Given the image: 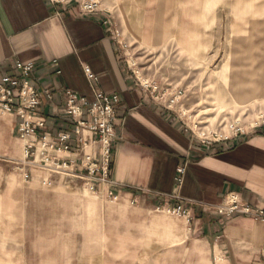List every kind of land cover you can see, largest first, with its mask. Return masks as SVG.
Returning a JSON list of instances; mask_svg holds the SVG:
<instances>
[{"label":"crops","instance_id":"1","mask_svg":"<svg viewBox=\"0 0 264 264\" xmlns=\"http://www.w3.org/2000/svg\"><path fill=\"white\" fill-rule=\"evenodd\" d=\"M80 2L0 0V67L14 74L18 61L34 64L32 82L54 138L73 130L63 113L66 91L89 103L97 92L120 98L107 179L102 171L89 176L86 157L98 169L103 159L87 131L86 149L73 141L71 152H51L69 167L50 184L70 193H85L91 181L96 187L92 229L95 222L102 240L83 256L90 264H264V221L257 216L264 214V126L203 145L176 113L140 87L128 66L129 50L118 44L146 49L178 37L192 13L201 17L207 0H101L91 14L81 12ZM46 90L53 94L50 102ZM17 124L14 115L0 112V264H43L30 259L27 213L32 186L46 181L39 178V160H25ZM231 194L252 214L221 216ZM178 207L189 216L173 214ZM78 256L76 249L70 260L52 264H80Z\"/></svg>","mask_w":264,"mask_h":264},{"label":"rangeland","instance_id":"2","mask_svg":"<svg viewBox=\"0 0 264 264\" xmlns=\"http://www.w3.org/2000/svg\"><path fill=\"white\" fill-rule=\"evenodd\" d=\"M159 40L146 49L127 46L131 69L170 93L183 92L172 111L198 141L213 145L234 138L238 129L264 126V98L237 105L241 91L264 94V0H207L201 17L192 13L178 37ZM39 178L46 184L32 186L27 213L30 259L52 264L70 260L77 249L79 263L90 264L83 252L102 240L95 222L92 229L95 196L56 188L49 183L57 179L51 169Z\"/></svg>","mask_w":264,"mask_h":264},{"label":"built area","instance_id":"3","mask_svg":"<svg viewBox=\"0 0 264 264\" xmlns=\"http://www.w3.org/2000/svg\"><path fill=\"white\" fill-rule=\"evenodd\" d=\"M74 0H50L53 5H67ZM101 0H81L79 7L82 13L91 14L100 9ZM115 39L120 38L117 31L113 34ZM118 42V41H117ZM123 50H127L126 44L118 42ZM129 57V53H128ZM131 68V64L128 63ZM33 63L17 62L14 74H4L0 67V112L14 115L18 119L17 132L21 140L25 141V160L39 163L42 169H51L55 173L69 167L68 163L54 160L51 156L53 151H72V142L75 141L76 148L80 151L86 149L89 143L82 136L87 131L95 136L93 144L101 146L103 167L98 169V165L91 157H86L87 170L89 176L94 178L99 171L103 172V179L109 176V167L112 159V146L117 140L116 126L118 123L117 107L120 98L117 95H108L97 92L93 103L80 97L72 91L65 92V105L63 113L71 121L73 130L61 131L56 138L47 132L48 120L42 114V95L32 82L34 73ZM88 79L96 82V76L90 69H86ZM133 75L140 87L148 93L152 99L166 109L172 111L174 106L179 104L183 98V92L170 93V89L163 88L155 80L141 79L136 71ZM47 101H52L53 94L50 90L43 93ZM236 137L245 136L247 133L242 129L236 131ZM233 139V138H232ZM231 138L225 137L219 142H228ZM203 145H211L202 142ZM36 145L40 146V149ZM37 155V157H36ZM30 175H26L29 179ZM88 190L96 192V187L92 181L88 184ZM173 214L188 217L189 212L178 207L172 211ZM219 214L230 217L235 214H252L249 207L240 205L238 196L231 194L227 197L224 205L219 209ZM257 216L264 221V214Z\"/></svg>","mask_w":264,"mask_h":264},{"label":"bare ground","instance_id":"4","mask_svg":"<svg viewBox=\"0 0 264 264\" xmlns=\"http://www.w3.org/2000/svg\"><path fill=\"white\" fill-rule=\"evenodd\" d=\"M244 84H245L244 82H238L235 86L244 85ZM254 94L255 92L249 93L247 91H241L237 96L238 99L237 105L241 107H248L250 104L254 103V100L264 98V94L260 95L259 97L256 96L253 97Z\"/></svg>","mask_w":264,"mask_h":264}]
</instances>
